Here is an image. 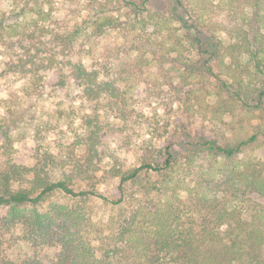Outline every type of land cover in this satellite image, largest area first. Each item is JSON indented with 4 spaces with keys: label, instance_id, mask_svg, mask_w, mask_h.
I'll return each instance as SVG.
<instances>
[{
    "label": "trees",
    "instance_id": "16d2710c",
    "mask_svg": "<svg viewBox=\"0 0 264 264\" xmlns=\"http://www.w3.org/2000/svg\"><path fill=\"white\" fill-rule=\"evenodd\" d=\"M155 1L0 9V75L62 124L17 162L34 127L0 98V264H264V159L238 160L264 149V0Z\"/></svg>",
    "mask_w": 264,
    "mask_h": 264
},
{
    "label": "rangeland",
    "instance_id": "374dc122",
    "mask_svg": "<svg viewBox=\"0 0 264 264\" xmlns=\"http://www.w3.org/2000/svg\"><path fill=\"white\" fill-rule=\"evenodd\" d=\"M8 3L6 0H0V9L5 10L8 8ZM165 5V0H156L153 4V9H160L163 8ZM113 33L108 37L106 40V43L101 42L99 44L98 50L101 51L102 47L108 44H113ZM117 42H122L121 38H118ZM2 50L0 49V71L3 70V63H4V57L2 55ZM28 84L25 80H21L18 78H13L9 75H0V98L6 99L10 94L13 92H16L19 94V96L24 99L22 100L21 106H22V117L24 122L30 123L34 128H31L30 131H34L33 135L29 136L28 139L25 141L17 142L14 145L15 153L14 158L17 162H27L30 163L31 155L33 154L34 150L38 148V144H42L44 146H50L52 149L55 148L56 142L58 138L62 136L61 132L59 131L61 122L58 120V111H57V105L56 102L60 101L61 99L58 97H45L39 98L38 95L33 94L29 99L26 97H23L22 93V86ZM30 86L26 85L25 87ZM15 99V98H14ZM76 103L74 107H78L80 103L74 102V99H65V105H68L67 103ZM141 104L137 103V107H140ZM142 107L145 113H150L152 111V106H149L148 102L142 103ZM6 114V110H4V107L0 109V116H4L3 114ZM81 113L79 112V115ZM20 126L22 124L19 123ZM45 127H48V132L45 131ZM21 129H16L15 134L20 132ZM61 129L63 131L66 130V126H62ZM143 131H145L144 128H142ZM39 132V134H38ZM33 137H36L34 139ZM124 137H122L123 139ZM67 138H65L66 140ZM139 140H135V143H138ZM2 140L0 136V160L2 159ZM116 147V146H113ZM117 157L120 158L127 166L133 165V164H139L138 157L139 154L134 151H118L116 153ZM258 156L262 159H264V149L262 151H253L245 150L242 154L239 155L238 160H244L247 157L250 156ZM262 204H264V200H259ZM97 204H101L99 201H96ZM104 211L101 212V214L104 215V217L109 216V214H113L114 210H111V206H103Z\"/></svg>",
    "mask_w": 264,
    "mask_h": 264
}]
</instances>
